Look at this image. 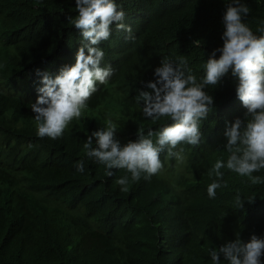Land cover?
Returning a JSON list of instances; mask_svg holds the SVG:
<instances>
[{
	"label": "trees",
	"instance_id": "obj_1",
	"mask_svg": "<svg viewBox=\"0 0 264 264\" xmlns=\"http://www.w3.org/2000/svg\"><path fill=\"white\" fill-rule=\"evenodd\" d=\"M0 2V264H212L209 249L234 240L237 233L245 241L253 233L264 236V184L253 185L224 168L227 187L217 189L214 199L207 194L209 170L228 156L225 122L243 119L247 111L236 96L231 72L206 89L214 97L215 113L201 121L200 145H179L183 160L161 153L163 169L150 180L130 182L127 192L116 181L130 173L114 169L113 176L105 175V166L88 158L83 147L87 136L108 120L117 124L122 143L137 139L140 128L146 134L171 122L146 118L135 97L148 90L144 85L155 79L164 56L183 55L197 78L204 75L209 54L223 45L229 0H117L134 39L116 32L113 24V35L99 47L105 52L102 66L110 64L114 74L97 85L80 123L74 120V127L57 140L36 135L30 109L42 86L37 70L54 76L75 62L81 41L69 21L77 15L75 0ZM243 2L250 8L245 22L256 32L264 21V0ZM143 12L150 15L135 21ZM61 48L66 50L59 52ZM80 160L85 161L84 173L76 171ZM253 175L264 176V170ZM237 194L245 200L243 208H237Z\"/></svg>",
	"mask_w": 264,
	"mask_h": 264
},
{
	"label": "clouds",
	"instance_id": "obj_2",
	"mask_svg": "<svg viewBox=\"0 0 264 264\" xmlns=\"http://www.w3.org/2000/svg\"><path fill=\"white\" fill-rule=\"evenodd\" d=\"M75 9L77 15L69 21L80 31L81 41L74 64L62 66L54 76L39 70L36 73L42 77V86L37 89L31 110L36 135L41 139L61 138L71 122L82 117L98 91L97 85L106 84L114 74L110 64L102 66L105 52L99 47L112 36L113 24L116 32L134 39L132 27L125 23L126 12L117 0H75ZM249 13L243 0L225 4L223 45L209 54L202 77L197 78L183 55L175 59L164 56L154 70L155 79L144 85L148 90L138 91L135 100L142 103L143 115L153 121L169 118L170 123L155 131L149 128L146 134L140 128L137 139L126 143L118 138L117 124L111 120L87 136L83 145L86 155L105 166V175L113 176L114 169L130 173V177L117 179L121 191L127 192L130 182L142 177L150 180L158 174L164 167L161 153L166 151L167 157L183 160L184 149L176 150L179 145H200L201 121L214 107V97L206 89L219 85L229 72L237 81L236 96L247 111L243 119L225 122L224 150L228 156L226 162L217 159L209 170L207 194L214 199L217 189L227 187L221 171L224 168L247 177L253 185L264 184V176L253 175L264 170V21L253 32L245 22ZM75 167L78 173H84L85 161L80 160ZM244 202L237 194V208H243ZM208 254L212 264H264V236L253 233L245 241L237 233L234 240L209 249Z\"/></svg>",
	"mask_w": 264,
	"mask_h": 264
},
{
	"label": "bare ground",
	"instance_id": "obj_3",
	"mask_svg": "<svg viewBox=\"0 0 264 264\" xmlns=\"http://www.w3.org/2000/svg\"><path fill=\"white\" fill-rule=\"evenodd\" d=\"M10 1H11V0H10ZM129 1H130V0H129ZM121 2H122V0H121ZM0 3H1V2H0ZM3 3H4V2H3ZM3 3H2V4H3ZM6 3H7V2H6ZM125 3H126V2H125ZM169 5H171V3H169ZM169 5H167V6L165 7V9H167V8L169 7ZM0 7H2V6H0ZM160 7H161V6H160ZM9 9H10V8H9ZM158 9H160V8L158 7L157 10H158ZM3 10H5V8H4ZM139 10H140V9H139ZM142 10H143V9H142ZM144 10H145V9H144ZM139 12H141V11H139ZM146 12H147V9H146ZM157 12H158V11H157ZM157 12H156V13H157ZM131 13H133V12H131ZM147 13H148V12H147ZM187 13H188V12H187ZM187 13H186V14H187ZM154 14H155V11H154ZM2 15H3V14H2ZM144 15H150V14H146V13L143 12V13H141V15H140L135 21L138 22V21L140 20V18H141L142 16H144ZM157 15H158V14H157ZM0 16H1V15H0ZM127 16H128V14H127ZM158 16H159V15H158ZM2 17H3V16H2ZM2 17L0 18V24H1V19H3ZM4 17H6V16H4ZM7 17H8V16H7ZM185 17H186V16H185ZM128 18H129V17H127V19H128ZM9 19H10V18H8L7 20H9ZM127 19H126V20H127ZM141 19H142V18H141ZM145 19H147V17H146ZM129 20H130V19H129ZM161 20H162V19H161ZM143 21H144V20H143ZM5 22H6V24H7L8 21L5 20ZM12 22H13V21H12ZM18 22H19V21H18ZM176 22H177V21H176ZM184 22H185V21H184ZM186 22H187V21H186ZM15 23L18 25L17 22H14V24H15ZM63 23H64V22H63ZM156 23H157V22H156ZM156 23H155V24H156ZM160 23H161V22H160ZM163 23H164V22H163ZM163 23H162V24H163ZM4 24H5V23H4ZM6 24H5V25H6ZM183 24H184V23H183ZM128 25H129V24H128ZM132 25H133V24H132ZM140 25H141V24H140ZM140 25H139V27H140ZM157 25H158V23L156 24V26H157ZM130 26H131V24H130ZM133 26H135V25H133ZM154 26H155V25H154ZM158 26H159V25H158ZM160 26H161V25H160ZM137 27H138V25H137ZM139 27H138V28H139ZM162 27L167 28L165 25H164V26L162 25ZM153 28H154V27H153ZM162 30H163V29H162ZM164 30H166V29H164ZM167 30H168V29H167ZM160 31H161V30H160ZM167 32L172 33V32H173V29H169ZM74 33H75V32H74ZM161 33H162V32H161ZM163 33H164V32H163ZM163 33H162V34H163ZM169 33H168V34H169ZM35 34L37 35L36 32H35ZM39 34H40V33H39ZM39 34H38V36H39ZM30 35H31V34H30ZM112 35H113V34H112ZM31 36H33V35H31ZM70 36H71V35H70ZM35 37H36V36H35ZM35 37H34V38H35ZM75 37H76V33H75ZM139 37H140V35H139ZM143 37H144V36H143ZM143 37H140V38H141V39H144ZM32 38H33V37H32ZM34 38H33V39H34ZM38 38H39V37H38ZM136 39H137V38H136ZM131 40H132V39H131ZM78 41L80 42L79 39H78ZM127 41H128V40H127ZM66 42H68V41H65V44H66ZM33 43H34V42H33ZM37 43H38V42H37ZM75 43H77V42H75ZM190 43H191V42H190ZM67 45H68V44H67ZM67 45H65V46L67 47ZM191 45H192V44H191ZM68 46L70 47V45H68ZM71 46H72V45H71ZM162 46H164V45H162ZM162 46H161V47H162ZM13 47H14V49H15V46H13ZM32 47H33V46H32ZM74 47H75V46H74ZM33 48H34V47H33ZM35 48H36V44H35ZM64 48H65V47H64ZM61 49H62V50L59 51V52H63L64 50H66V49L63 50V48H61ZM120 49H121V48H120ZM59 50H60V48H59ZM112 50H113V49H112ZM118 50H119V49H118ZM12 52H13V51H12ZM16 52H17V51H16ZM66 52H67V51H66ZM70 52H71V50H70ZM65 54H66V53H65ZM68 54H69V53H68ZM70 54H71V53H70ZM72 54H73V52H72ZM75 54H76V53H75ZM75 54H74V55H75ZM71 56H72V55H71ZM109 57H111V56H109ZM109 57H108V58H109ZM108 58H107V60H108ZM109 59H110V58H109ZM107 60H106V61H107ZM118 60H119V59H118ZM121 61H122V60H121ZM115 62H116V61H115ZM41 65H42L41 67H43V64H41ZM117 65H118V63H117ZM44 66H46V65H44ZM50 71H51V70H50ZM34 72H35V71H34ZM29 75H30V74H29ZM32 75H33V74H32ZM14 76H15V75H14ZM30 78H31V77H30ZM5 81H6V80H5ZM5 81H4V82H5ZM12 81H13V80H12ZM31 81H32V79H31ZM31 81H30V82H31ZM34 81H35V80H34ZM7 82H8V81H7ZM9 82H10V80H9ZM32 82H33V81H32ZM11 83H12V82H11ZM5 84H6V82H5ZM5 84H3L4 87H6ZM8 84H9V83H8ZM12 85H13V84H12ZM29 85H30V84H29ZM36 85H37V84H36ZM7 86H8V85H7ZM10 86H11V85H10ZM33 86H34V83H33ZM8 87H9V86H8ZM9 88H10V87H9ZM103 89H104V88H103ZM103 89H102V90H103ZM28 90H29V89H28ZM9 93H10V92H9ZM118 93H119V91H118ZM121 94H122V93H121ZM29 97H30V95H29ZM99 100H100V99H99ZM232 102H233V101H232ZM99 104H100V102H99ZM242 107H243V105H242ZM233 108H235V106H234ZM239 108H240V107H239ZM26 109H27V108H26ZM30 110H31V109H30ZM30 110H29V111H30ZM232 110H233V109H232ZM232 110H231V111H232ZM234 110H235V109H234ZM217 111H218V110H217ZM18 112H19V111H18ZM101 112H102V111H101ZM212 112H213V111H212ZM213 113H215V112H213ZM16 114H17V113H16ZM211 114H212V113H211ZM13 115H15V113H13ZM218 115H219V114H218ZM19 116H20V115H18V117H19ZM31 116H33V115H31ZM213 116H216V115L214 114ZM222 116H224V115H222ZM222 116H221V117H222ZM15 117H16V116H15ZM215 119H216V117H215ZM5 120H6V119H5ZM80 120H82V119H80ZM2 121H3V120H2ZM10 121H11V120H10ZM10 121H9V122H10ZM24 121H25V120H24ZM34 121H35V119H34ZM76 121H78V120H76ZM21 122H22V121H21ZM21 122H20V123H21ZM73 122H75V121L73 120V121L71 122V125H69V126L74 127V126H72V123H73ZM23 123H24V122H23ZM78 123H80V121H78ZM17 124H18V123H17ZM11 125H12V123H11ZM18 125H19V124H18ZM21 125H22V124H21ZM23 125H24V124H23ZM82 125H83V124H82ZM7 126H8V125H7ZM16 126H17V125H16ZM11 127H12V126H11ZM18 127H19V126H18ZM16 131H17V130H16ZM218 133H219V132H218ZM218 133H217V134H218ZM215 134H216V133H215ZM215 134H214V135H215ZM217 134H216V135H217ZM217 136H218V135H217ZM214 137H216V136H214ZM218 137H219V136H218ZM216 138H217V137H216ZM45 140H46V139H45ZM207 140H209V138H208ZM211 142H212V141H211ZM63 158H64V157H63ZM0 159H1V158H0ZM173 159H174V158H173ZM60 160H62V158H61ZM66 160H68V159L65 158V160H63V162L66 161ZM169 160H170V159H169ZM171 160H172V159H171ZM90 161H91V160H90ZM93 161H94V160H93ZM51 162H52V160H51ZM54 162L56 163V160H55V159H54ZM59 162H60V161H59ZM88 163H92V162H88ZM56 164H57V163H56ZM91 165H92V164H91ZM28 171H29V170H28ZM29 172H30V171H29ZM29 172L27 173V175L30 174ZM3 173H4V172H2L1 174H3ZM16 173H17V172H16ZM31 173H33V172H31ZM5 174H7V173H5ZM12 174H14V173H12ZM12 174H11V175H12ZM9 175H10V174L8 173L7 176L10 177L11 175H10V176H9ZM17 175H19V174H17ZM25 175H26V174H25ZM30 175H33V174H30ZM43 175H44V174H43ZM7 176H6V177H7ZM2 177H4V176H2ZM15 177H16V175H15ZM82 177H83V176H82ZM13 178H14V176H13ZM3 179H4V178H3ZM11 179H12V178H11ZM11 179H10V180H11ZM41 179H42V177H41ZM43 179H44V178H43ZM0 180H2L1 177H0ZM4 180H5V179H4ZM7 180H8V179H7ZM2 181H3V180H2ZM163 186H165V188H166L167 185H165V183H164ZM167 187H168V190H169V188H170L171 186H170V187L167 186ZM172 187H173V186H172ZM165 190H167V189H165ZM172 190H173V189H172ZM54 191H55V190H54ZM51 193H52V191L49 192V194H51ZM179 210H180V209H179ZM179 210H178V211H179ZM112 220H113V219H112ZM110 221H111V220H110ZM110 221H109V222H110ZM114 221H116V220H113V222H114ZM116 222H117V221H116ZM116 222H115V223H116ZM120 222H121V221H120ZM117 223H118V222H117ZM183 224H184V223H183ZM108 225H109V223H108ZM108 225H107V226H108ZM113 225H114V224H113ZM116 225H117V224H116ZM116 225H115V226H116ZM186 226H187V225H186ZM110 227H111V226H110ZM181 227H182V226H181ZM181 227H180V228H181ZM106 228L108 229V227H106ZM180 228H179V229H180ZM104 229H105V228H104ZM112 229H113V228H112ZM177 231H178V230H177ZM179 231H181V230H179ZM174 263H175V262H174ZM174 263H173V264H174ZM171 264H172V263H171Z\"/></svg>",
	"mask_w": 264,
	"mask_h": 264
}]
</instances>
